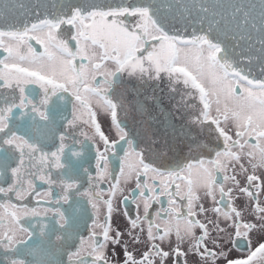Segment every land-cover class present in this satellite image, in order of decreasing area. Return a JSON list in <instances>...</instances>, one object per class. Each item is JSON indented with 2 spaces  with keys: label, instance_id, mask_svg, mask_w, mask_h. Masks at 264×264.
<instances>
[{
  "label": "snow or ice",
  "instance_id": "snow-or-ice-1",
  "mask_svg": "<svg viewBox=\"0 0 264 264\" xmlns=\"http://www.w3.org/2000/svg\"><path fill=\"white\" fill-rule=\"evenodd\" d=\"M262 196L264 0H0V264H264Z\"/></svg>",
  "mask_w": 264,
  "mask_h": 264
},
{
  "label": "flooded vegetation",
  "instance_id": "flooded-vegetation-1",
  "mask_svg": "<svg viewBox=\"0 0 264 264\" xmlns=\"http://www.w3.org/2000/svg\"><path fill=\"white\" fill-rule=\"evenodd\" d=\"M34 47H36L38 51H43V49L39 45H35V43H34ZM36 90H37V92H39L38 88ZM71 110H72L71 109V105H69L68 106V111L66 113V115H68L69 118L71 117ZM94 110L97 113L96 119H97V122L100 124L102 131H104V133L106 135H108L110 139H115L116 138V130H115L114 126L111 125L109 116L103 110L99 109L98 107H94ZM85 119H87V116H85ZM128 127L130 129H135V131L138 134V136H141V137L143 136V129H141L138 124H134V122L132 121L131 117H129V120H128ZM84 130L88 131L89 134H92V129L91 128L85 127ZM56 131L60 132V131H62V129L58 128ZM77 138L78 139H82V137H79V136ZM69 143H71V141H69ZM96 144L99 146L100 150L102 151L103 150V143H102V141L99 140L98 136L96 137ZM141 146L143 147V145H141ZM50 147H51V145H50ZM77 147H79V145H77ZM51 150H54V148L51 149ZM95 155H96L95 147H93L91 153L89 154V159L91 160V163L86 165L89 168V171L92 172L93 175H96L95 161H94V159H92V157H94ZM118 163H120V162L119 161H113L112 163H110L109 172L112 173V176L108 177L105 180V183L102 185L103 187L107 188L109 186V183L111 182L113 177L119 178V168L117 167ZM55 175H56V173L54 172V177H55ZM81 183H82V185L87 186L86 185V179L82 180ZM36 184H37V191L46 192L48 190V185H45V184H43V183H41L39 181H37ZM133 186L134 185H128L129 190ZM58 191H59V189H55L54 190V192H58ZM261 198L264 199V196H262ZM44 199L45 198L43 196H41L40 197L41 203L38 204L37 201H36V197L33 195L31 197H28L26 200H24L22 202H18V201H15V200H13L12 202L13 203H18V204H27L29 207L35 206V207L43 208V207L49 206V205H47V204H45L43 202ZM244 199L245 198L243 196H241L240 199L236 200V204L237 205L243 204ZM116 207L118 208V211L116 213H114L113 231L117 227L123 228L126 225V223H127V220H126L125 216L123 215L124 205H123V203L121 202L120 199L117 200ZM156 207H158V205L154 204L153 208H156ZM134 209H135L134 205H131V204L128 205V212L130 214L134 212ZM0 211H2V210H0ZM90 212H91V209L89 208V213ZM140 212H141V215H142V213H143V208L142 207L140 209ZM22 223L27 225L28 220H24V221H22ZM91 224H92V220L88 219L87 224L86 225H82L80 227V229H79L80 235L82 237H84L85 239H87L88 234L92 230L91 229ZM259 242H261L259 240V236H253L252 248H255V246H257V244ZM77 246H78V244H77ZM140 250L141 251L143 250L142 246H141ZM166 250H167V248H166ZM246 255H247V250L246 249L243 250V251H237V250L233 249L232 252H231V256L233 258H244V257H246ZM45 258L48 259V260L59 259V260L62 261V264H67V257L65 255H59V254L58 255H46ZM121 259H122V257H121ZM189 264H191V258H189ZM220 264H223V262H220Z\"/></svg>",
  "mask_w": 264,
  "mask_h": 264
},
{
  "label": "water",
  "instance_id": "water-1",
  "mask_svg": "<svg viewBox=\"0 0 264 264\" xmlns=\"http://www.w3.org/2000/svg\"><path fill=\"white\" fill-rule=\"evenodd\" d=\"M258 74V73H257Z\"/></svg>",
  "mask_w": 264,
  "mask_h": 264
}]
</instances>
